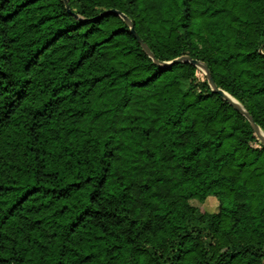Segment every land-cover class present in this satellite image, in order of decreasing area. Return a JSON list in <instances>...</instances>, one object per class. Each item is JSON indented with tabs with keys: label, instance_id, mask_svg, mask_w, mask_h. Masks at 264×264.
Wrapping results in <instances>:
<instances>
[{
	"label": "trees",
	"instance_id": "trees-1",
	"mask_svg": "<svg viewBox=\"0 0 264 264\" xmlns=\"http://www.w3.org/2000/svg\"><path fill=\"white\" fill-rule=\"evenodd\" d=\"M185 56L264 133V0H0V264H264V143Z\"/></svg>",
	"mask_w": 264,
	"mask_h": 264
},
{
	"label": "water",
	"instance_id": "water-1",
	"mask_svg": "<svg viewBox=\"0 0 264 264\" xmlns=\"http://www.w3.org/2000/svg\"><path fill=\"white\" fill-rule=\"evenodd\" d=\"M118 15H121L129 24V26L131 27V30L133 32V34L137 37V39L139 40L140 44L142 45L143 49L149 54L150 57H153V54L151 53V51L149 50V48L147 47V45L141 40V38L136 34L135 30H134V26L133 24L124 16L122 15L120 12H116ZM179 63H190L192 65H194L195 67L201 69L208 77L209 83L211 85V87L213 88V90L217 93H219L223 99L227 100L228 102H230L235 108H237L251 123V125L253 126L254 130L257 132L259 138L261 139V141L264 143V133L263 131L260 129V127L255 123L253 117L244 109V107L238 102L236 101L234 98H232L229 94H227L226 92H224L223 90L219 89L210 72L209 69L207 68V66L205 64H203L202 62H199L197 60H193L190 57H180L175 59L174 61L167 63L166 65H173V64H179Z\"/></svg>",
	"mask_w": 264,
	"mask_h": 264
},
{
	"label": "rangeland",
	"instance_id": "rangeland-1",
	"mask_svg": "<svg viewBox=\"0 0 264 264\" xmlns=\"http://www.w3.org/2000/svg\"><path fill=\"white\" fill-rule=\"evenodd\" d=\"M214 197H211V199H209L207 201V203H205L204 205L201 204V207L207 208V210L209 211H215L218 208V201L216 199H212ZM193 205L195 206H199L200 204L197 201H193L192 202Z\"/></svg>",
	"mask_w": 264,
	"mask_h": 264
}]
</instances>
